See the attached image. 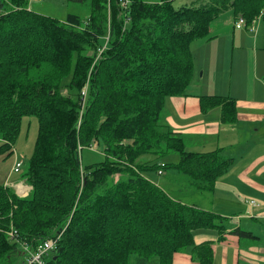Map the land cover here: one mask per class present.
<instances>
[{
    "label": "trees",
    "instance_id": "16d2710c",
    "mask_svg": "<svg viewBox=\"0 0 264 264\" xmlns=\"http://www.w3.org/2000/svg\"><path fill=\"white\" fill-rule=\"evenodd\" d=\"M174 1L129 0L122 8L119 0H90L89 16L68 14L65 25L32 11L6 12L0 1V148L16 142L24 117L38 121L32 157L20 174L31 186L28 196L0 187V212L13 201L18 234L6 241L0 230V264H14L17 239L32 247L59 233L47 264H172L185 250L193 262L212 264L211 243L195 245L193 236L210 230L222 239L221 218L172 199L141 176L157 169L156 160L135 163L175 153L176 170L213 190L233 160L218 151H185L165 122V100L190 84L191 44L208 39L211 22L231 10L248 25L262 13L264 24V0H193L180 9ZM104 37L107 48L88 76ZM45 67L47 74L30 76ZM199 101L201 111L219 107L223 123L234 121L232 99ZM93 144H102L105 161L83 169L81 150ZM7 219L0 218V229L10 226Z\"/></svg>",
    "mask_w": 264,
    "mask_h": 264
},
{
    "label": "crops",
    "instance_id": "0c3cea01",
    "mask_svg": "<svg viewBox=\"0 0 264 264\" xmlns=\"http://www.w3.org/2000/svg\"><path fill=\"white\" fill-rule=\"evenodd\" d=\"M235 19V17H234ZM236 21V19H235ZM234 20H227L224 36H208L202 45L196 49L191 45V55L194 65V80L186 87L183 95L168 97L164 104L165 122L171 131L182 138L185 151L193 153H208L218 151L225 159L233 160L229 169L214 183L212 191L203 192L204 199L201 203H187V205L212 212L222 220L232 219L231 228H225L222 239L214 231H198L193 236L195 245L211 243L213 252L212 264H264V67L258 70V47H252L251 37L246 36L249 42L245 50H242V38L237 39V34L246 29L237 30ZM232 27V43L229 44V30ZM256 30L253 32L256 34ZM208 41L216 43L208 47ZM239 45V61L248 53L249 66L243 68V78L240 86L225 87L222 80L211 79L210 74L205 80L199 78L198 72L202 70V76L210 71L211 63L218 69L225 63L226 56H231L234 43ZM193 44V43H192ZM261 48V47H260ZM261 50L264 53L263 47ZM255 72L256 75H255ZM252 76L251 84L247 83ZM262 78V79H260ZM216 96L227 97L235 102V119L231 123L221 121V108L215 107L207 111H201L200 97ZM96 145V144H95ZM179 160V158H178ZM175 165V163H170ZM177 164V163H176ZM169 171L172 187L175 189L176 181L184 180L178 174V170H165L161 176ZM165 172V173H164ZM183 175V174H182ZM146 178V177H145ZM148 180V179H147ZM162 188L167 184L154 183ZM170 182V181H169ZM190 186V185H187ZM193 195L201 193L196 189ZM167 195L174 200L178 197ZM195 199V198H194ZM213 199V200H212ZM251 201L254 204H251ZM183 203V202H181ZM185 204V203H183ZM241 230L244 236L235 232ZM172 264H198L192 261L189 250L175 253Z\"/></svg>",
    "mask_w": 264,
    "mask_h": 264
},
{
    "label": "rangeland",
    "instance_id": "374dc122",
    "mask_svg": "<svg viewBox=\"0 0 264 264\" xmlns=\"http://www.w3.org/2000/svg\"><path fill=\"white\" fill-rule=\"evenodd\" d=\"M3 4H4V8L6 9V12L9 11H32L35 12L41 16H46L49 17L51 19H54L62 24L65 25L64 20L66 18V15L68 14H73V15H77L79 18L83 20H85L89 14L90 11L92 10V5L90 0H86L83 3H74V2H69L67 0H0ZM108 2V4L112 3V0H106ZM193 2V0H175L172 4L174 9H180L183 6H188ZM112 6V5H111ZM109 10L107 9V15H109ZM261 17H262V13H260L259 15H257L253 21L248 25L246 24L245 26V31H240L237 34V39L240 37L242 38V50H245L246 46L249 45V42L246 41V36L251 37V41H252V47H255V45L258 47V70L259 73L262 70V67H264V53L261 50V48L263 47V43H264V24L261 21ZM239 17L235 18L236 20ZM234 15L232 13L231 10H226L225 12L221 13L216 19H214L210 26H209V35L210 36H217L218 39H221L224 34L222 33L224 31V27L225 24L227 22V20H234ZM255 23V27L257 28L256 34H254L251 31V27L253 26V24ZM107 33L109 32V23H107ZM229 44L232 43V27H230L229 30ZM203 40L205 41V39H199V40H195L193 42V44H191L192 46L195 45V47L192 50L193 55L195 54L196 49H198L201 45ZM104 44V43H103ZM106 43V47H107ZM208 47L214 46L216 43H211L210 41H208ZM234 49H231V56L234 55V57H230L229 55L226 56L225 59V63L221 64L219 66V68L217 69L216 66H214V64H216L215 62L211 63V68L210 71L206 70V73L202 76V70H200L198 72V77L200 78H204L205 80L208 78V74H210V77L212 80H214V76L215 79L217 81L222 80L223 84L225 85V87H232L233 89L236 88V86H242L244 84H242V82L246 80V76L243 78V68L247 67V65L249 66V62H248V53H244V57L242 58L241 61H239V45L238 43H234L233 45ZM261 47V48H260ZM106 50V49H105ZM190 51H191V47H190ZM73 57V62L71 64V67L74 69L76 64V60H77V56L75 55V53H72ZM93 63V61H92ZM92 65V64H91ZM90 65L89 67V74L88 76L91 74L92 71V66ZM51 69L49 67H45L42 68L40 70H32L30 72V76H40L41 74L45 75L47 74ZM257 72H255L256 75ZM251 76L248 77L247 79V83L251 84V80H252V76L254 77L253 74H250ZM33 78V77H32ZM69 77H66L63 81L66 82ZM194 78V73H193V77L192 80ZM89 79L87 78V82L84 85L83 89L86 87V85H88L89 83ZM262 79V78H260ZM263 80H264V76H263ZM82 89V90H83ZM82 92V91H81ZM37 133H38V121L37 118L35 116H28V117H24L21 121V126H20V131L19 134L17 136L16 142L13 145L8 144L7 147H1L0 148V187H3L5 189V191L7 190L8 192L10 191L12 194H14V196L20 197L22 195L18 194L16 192V189L18 187V185L22 184H26L24 179H21L20 174L22 172V169L19 173H13L12 168L15 162V158L22 160L25 164L28 163L32 157L33 151H34V143H35V139L37 137ZM181 138V137H180ZM181 142L183 144V147L185 148V144L181 138ZM81 148V147H80ZM79 150V148H78ZM80 151V150H79ZM187 151V150H186ZM178 158L179 156L175 153H168L167 155L162 156L160 159L151 155H147V156H143L139 159H137L135 164H143L146 161L149 160H156L157 161V169L155 171H143L141 172V176H143L145 179H150V180H154V183H159L161 181V183H165L167 182V184L164 187V185L160 184L162 186V188H164L166 191H164L166 194L167 192L175 197H178L179 200L185 204L187 203H191L192 201H194V203H201L203 201L204 204V199L202 196L203 192L208 193V191H206L203 187L204 184L202 182H199L197 180H195L194 178L185 175L184 173L178 171L179 176H181L182 178H185L184 180H179L177 179L176 181V188L174 189L172 186L173 180H169L170 179V175H169V171H166V174L164 176H161L163 174V171L165 170H174L176 169L174 167V165H171L170 163H178ZM112 160V158H110ZM158 159V160H157ZM102 161H105V155H104V151H103V146L102 144H98V145H94L91 147H85L81 150L80 153V162L82 165V168L85 169L93 164H98ZM130 168L135 170V166L133 165H129ZM23 168V167H22ZM138 171H140L139 168H137ZM135 170V171H137ZM160 172V174L158 173ZM165 173V172H164ZM183 174V175H182ZM118 178V175L115 176V179ZM190 185V186H187ZM31 187V186H30ZM191 189H196L198 190L201 194L200 195H193V190ZM31 190V189H30ZM30 192V191H29ZM28 192L26 193V195L22 198H25L28 196ZM195 198V199H194ZM213 200V199H212ZM13 203V201H10L7 199V204H5L7 211L0 212V218H5L9 221L10 225L6 228H2L0 229L1 232L4 234L6 241L9 240L11 242H14L15 239H13L10 235V233L12 234V232H10V229L13 227V223H12V213L14 211V209L16 208L15 206L11 205ZM193 203V202H192ZM197 205V204H196ZM4 206V207H5ZM11 206V207H10ZM218 223V221H216ZM231 222H235V220L232 219H228V220H223V225L225 226V228H231L233 225L231 224ZM220 223V222H219ZM235 224L238 225V222H235ZM236 231H241L239 229H235ZM242 232V231H241ZM16 244V250H12L11 256H13L15 262L14 264H23V261L26 259L25 255H26V249H30L32 248L29 242H21V241H17ZM29 247V248H28ZM25 251V252H24Z\"/></svg>",
    "mask_w": 264,
    "mask_h": 264
},
{
    "label": "built area",
    "instance_id": "2783aa9c",
    "mask_svg": "<svg viewBox=\"0 0 264 264\" xmlns=\"http://www.w3.org/2000/svg\"><path fill=\"white\" fill-rule=\"evenodd\" d=\"M128 3H129V0H119V4L122 8H126ZM245 26H246V22L242 17H239L235 21V24H234L235 29L242 30V29H245ZM255 30H256V27H255V23H254L253 26L251 27V31L254 32ZM107 42H108V37H104V44L96 50L95 57H94L92 65H91L92 68L94 67L95 63L100 59L104 50L107 48L106 47ZM86 89H87V85L81 92V97L83 100H85V97H86V91H87ZM23 165H24V162L22 160L15 158V162H14V165L12 168L13 173H15V174L19 173L21 171ZM158 173L160 174V172H158ZM30 189H31V187L29 185L20 184V185H18L16 192L18 194L22 195L20 197H24L27 192L29 193ZM251 204H254V202L251 201ZM10 232H12V234L10 233V235L13 239L18 238V234L14 230L13 227L10 229ZM60 235L61 234L59 233L54 237H51V238H48L44 241L38 242L36 245H34L29 250L26 249V252L24 251L26 253V255H25L26 259L23 261V264H47L49 256H50L51 252L54 250L55 245L60 238Z\"/></svg>",
    "mask_w": 264,
    "mask_h": 264
}]
</instances>
